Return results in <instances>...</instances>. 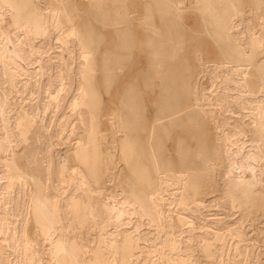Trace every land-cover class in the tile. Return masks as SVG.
Segmentation results:
<instances>
[{"label":"bare ground","instance_id":"bare-ground-1","mask_svg":"<svg viewBox=\"0 0 264 264\" xmlns=\"http://www.w3.org/2000/svg\"><path fill=\"white\" fill-rule=\"evenodd\" d=\"M247 7L0 0V264H264V0ZM125 165L129 192L108 186Z\"/></svg>","mask_w":264,"mask_h":264},{"label":"rangeland","instance_id":"rangeland-1","mask_svg":"<svg viewBox=\"0 0 264 264\" xmlns=\"http://www.w3.org/2000/svg\"><path fill=\"white\" fill-rule=\"evenodd\" d=\"M247 2H248V7L247 8L250 9V7L253 5V0H247ZM187 16H188L187 23L188 24L190 23L192 25L191 27L195 30V32L197 34L201 35V37L203 38L201 41H203V43H208V44H212L213 45V39L206 32V27L207 26L204 23V19H203L204 17L202 15V12L199 9V7L195 6V5H192L189 8V10H188ZM191 49H190V51H191ZM137 53H138V56L141 57V59H137V60L138 61L140 60L139 61L140 63L143 62V63H141L143 66L147 65V59H146L147 56H146L145 51L139 52L137 50ZM144 57H146V58H144ZM139 62L137 64L138 66L141 65ZM146 91L148 92V90H146ZM147 92H145V96L144 97H145V101L147 103L148 115L153 116L155 114V111H156V108H157L156 105H155L154 100L157 99V97H158V91H154L151 94H148ZM104 96H105L106 101H108V103H107L108 107H113V106H110L109 104L117 106V104L115 102L118 101V96L119 95H118V91H116L115 88L112 90V94L111 95H109L107 93H104ZM106 126H107V124H105V127ZM169 144L171 145V147H173L174 146V140H171L169 142ZM221 169H222V167H221ZM123 172L124 173H123V178L122 179H123L124 183H121L120 186L118 185V186L114 187L113 183L108 182V186L110 185L115 190H118V189L120 190L124 186L127 189V191L129 192V187H128V185L125 182L127 181L128 177L130 176V171H129L128 167H126V165L124 166ZM221 184L222 183L219 182L218 188H220V190H216L212 194H205V196L206 197H211V195L214 196L216 194L221 193L222 192L221 190L223 189V186H221ZM106 204H107L106 201H103V200L100 201V206H105ZM261 207L260 208L253 207L252 208V211L254 212L253 214H257L259 212V209H262L263 213H264V205L261 206ZM209 209H210V211L213 210L212 212L219 211V208L217 206L210 207ZM129 217L130 218H126V220L129 221L131 224L130 223L126 224V226H128V225L132 226L139 219V217L134 215V214L130 215ZM252 222L257 226V229L259 230L258 231L256 229V234H258L259 236L264 238V215L253 217L252 218ZM148 227H149L148 224H143L140 229H141V231L145 232L146 231L145 229H148Z\"/></svg>","mask_w":264,"mask_h":264}]
</instances>
